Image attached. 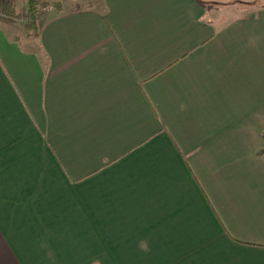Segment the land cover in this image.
Here are the masks:
<instances>
[{
  "label": "crops",
  "instance_id": "crops-1",
  "mask_svg": "<svg viewBox=\"0 0 264 264\" xmlns=\"http://www.w3.org/2000/svg\"><path fill=\"white\" fill-rule=\"evenodd\" d=\"M100 1L0 26V264H264V7Z\"/></svg>",
  "mask_w": 264,
  "mask_h": 264
},
{
  "label": "rangeland",
  "instance_id": "rangeland-1",
  "mask_svg": "<svg viewBox=\"0 0 264 264\" xmlns=\"http://www.w3.org/2000/svg\"><path fill=\"white\" fill-rule=\"evenodd\" d=\"M51 1L59 2V0H49V2L52 4L51 6H53V7H56L55 2L52 3ZM80 1L81 0H60V2H63L66 4H68V3L71 4L73 2L75 5H80V3H81ZM102 1L103 0H101L100 3ZM0 2H4V3L8 2V3L15 5L16 10L23 15V19H14V18L7 17L0 12V26H6L8 28V30L10 29V31L12 32V34L14 36H17V39L23 40V42L26 40L29 42V40H30L28 38L29 35L32 36V39L34 40L33 36H36V35L35 34H28L26 29H25L26 18H25L24 13L26 11L27 0H0ZM95 2H96V0H95ZM244 3H245V8L249 7L252 9V8L264 7V0L222 1L219 3L221 6V13H216V18L218 15L221 14L224 22L232 20L236 16V14L241 13L239 9L241 6H243ZM236 6H238V7H236Z\"/></svg>",
  "mask_w": 264,
  "mask_h": 264
},
{
  "label": "trees",
  "instance_id": "trees-1",
  "mask_svg": "<svg viewBox=\"0 0 264 264\" xmlns=\"http://www.w3.org/2000/svg\"><path fill=\"white\" fill-rule=\"evenodd\" d=\"M51 5L49 0H27L24 14L26 18L25 29L28 34L38 35L39 17ZM55 6H59V4L55 3ZM0 12L10 18L23 19V15L16 10L15 5L8 2H0Z\"/></svg>",
  "mask_w": 264,
  "mask_h": 264
}]
</instances>
